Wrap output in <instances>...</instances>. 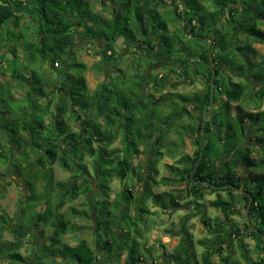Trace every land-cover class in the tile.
I'll return each mask as SVG.
<instances>
[{
  "label": "trees",
  "instance_id": "trees-1",
  "mask_svg": "<svg viewBox=\"0 0 264 264\" xmlns=\"http://www.w3.org/2000/svg\"><path fill=\"white\" fill-rule=\"evenodd\" d=\"M186 1L184 18L182 0L173 6H168L165 0H0V74L11 72L26 91L16 96L0 84V164L6 170L11 150L19 149L21 161L13 164L30 193L27 202L21 199L14 217H9L0 205V264H101L86 238L75 245L63 241L74 225L62 208L80 195L89 198L91 194L88 203L98 215V230L102 229L97 242L103 241L102 248L112 254L111 260L120 261L128 251L125 264H130V260L139 264L146 260L141 255L136 257L135 248L128 249L127 236L133 229V218L149 213L145 201L150 198L160 208L170 209L182 206L187 197L200 200L208 192L217 193L212 204L221 209L225 219L214 228L205 222L216 233L218 245L214 252L227 263L229 258L222 244L232 247L236 239L249 259L245 237L251 236L262 253L258 264H263L264 54L258 60L255 58V44L264 43V0ZM8 21H12L10 28ZM78 26H84L89 37L100 40L96 53L100 59L94 67L107 78L119 59L115 43L124 38L125 44L134 48L141 57L132 61L130 68L134 72L130 79L121 72L115 76L116 82L106 78L92 89L85 76H75L55 66L74 53ZM148 57H152L149 68L156 62L160 64V57L166 60V65L155 66L156 71L151 73L140 60ZM212 61L216 67L213 95L216 132L206 136L204 156L194 174L199 181L194 183L191 172L200 157L203 134L212 129L208 116ZM174 62L180 65L176 64L174 70L178 76L202 75L203 92L191 96L178 93L179 99H173L176 93H165L160 98L150 93L144 97L148 83L157 91L163 86ZM43 63L55 70L59 79L54 80L56 89H49L41 79L39 71ZM69 65L85 67L77 62ZM166 66L170 71L162 72ZM177 68L181 69L180 74ZM229 71L241 74L244 79H231ZM173 86L176 87L175 83ZM165 100L170 112L165 108L161 113L156 102ZM233 103L240 105L234 107ZM190 105L199 110L206 106L207 119L203 123L198 121L197 130L192 124L199 116L188 108ZM240 106H247L248 110L242 113ZM186 115L192 120L191 132L198 133L194 140L197 147L193 154L183 153L177 158V165L167 164L170 175L158 180L157 163L165 154L166 133ZM160 117L163 119L159 120ZM119 135L124 155L112 147ZM178 147L177 142L168 141V155L173 157ZM135 153L146 156L144 172L140 173L132 164ZM55 164L72 172V176L67 181L55 182L52 171ZM5 170L0 171V190ZM131 175L142 183L136 196L137 186ZM114 177L124 186L118 197L109 201ZM181 181H185L184 191L178 187L161 192L153 189L157 184L176 186ZM39 182L46 188L40 192ZM54 183L55 193L50 188ZM233 188L244 191L235 198ZM221 192L228 196L223 198ZM251 199L252 226L246 216ZM237 202L244 204L243 225L233 219V215H241L236 209ZM133 204L134 217L130 213ZM202 214L205 219V210ZM189 217L188 214L182 217L176 234L181 235L179 245H186V254L192 255L195 247ZM45 227L53 228L49 242L39 244L36 254L23 253L22 248L28 242L24 239L35 236L37 228L44 232ZM7 231L14 239L5 238ZM200 242L205 244V239Z\"/></svg>",
  "mask_w": 264,
  "mask_h": 264
},
{
  "label": "rangeland",
  "instance_id": "rangeland-1",
  "mask_svg": "<svg viewBox=\"0 0 264 264\" xmlns=\"http://www.w3.org/2000/svg\"><path fill=\"white\" fill-rule=\"evenodd\" d=\"M165 1L167 2L168 6H173L178 3V0ZM10 27H12V21H8L7 28ZM78 29L81 28L78 27ZM92 39L93 38H90L88 35H86L85 40H83L80 34L78 41L73 46L74 53L68 55L64 61H60L59 65L55 66L63 67L75 76H85L89 87L93 89L97 86L99 82L106 79L107 77L103 74L98 73L94 67V64L99 61L100 56H97L96 54L99 47L98 43L94 42ZM255 47L257 51L255 58L258 60L264 54V43H256ZM116 48L120 52V54L118 55L119 59L117 60L116 65H114L116 66V69L110 71V77L107 78L108 81L113 80V82L117 81V78L115 79V76L117 74H120L121 72H123V74L128 79H130V76L134 72V69L130 68L132 61H137V59L141 57L138 53L134 52V48H132V46L128 47L124 41L118 42ZM20 53L23 54V51ZM160 58L162 59V57ZM161 59L160 64H157L156 62L154 66L151 65L150 68L147 66L148 62H151L152 57L140 60L142 64L147 67V69L149 68V72L152 73L153 71L154 73V71H156V69H153L155 66H159L158 68H160L161 66L166 65V60ZM74 61L77 63H83L85 67L81 68L79 66L74 67L72 65H69ZM174 63V69L171 68V71L168 69L169 66H166L167 69L162 67V72L166 73L167 71H170L168 78L163 81V86L157 91V89L152 88V84L148 83L145 87L146 90L143 92L144 97H147V95L150 93H153L154 96L160 98V95H164L165 93H176L175 95L179 93L182 95L191 96L195 93L203 92V90L205 89V83L202 80V75L195 74L193 77L189 76L187 78L178 76V74H176L174 70L176 68V64L178 65L179 63ZM177 71L179 72V74L181 73L180 68H177ZM228 74L231 79L236 81L244 79L241 74H235L233 71H229ZM39 75L40 77H42L41 79H44L45 83L48 84L49 89H56V83L54 82V80L58 79L56 78L58 76L55 70L48 63H43L42 69L41 71H39ZM120 81H123V78H120ZM174 83L176 87L173 86ZM0 84L3 85L4 89L8 88L9 91L16 96H21L22 94L26 93L25 88H21L19 82H17L12 77L11 72L7 75L0 74ZM172 97L173 99H179L178 95ZM156 104V109L161 111V113L165 110V108V111L170 112V109L168 110V107L170 105L167 106V100L163 102H156ZM233 105L234 107H239L240 104L233 103ZM188 108L197 116H199V118L196 120L197 122L192 124L197 130L198 121H200L199 123H203V121L207 119L206 106H202L200 110L194 107V105H190L188 106ZM240 109L242 110V113H244V111L248 110V107L240 106ZM261 109H264V101L262 103ZM194 110L198 111L199 114L196 113ZM236 111L237 109H234L233 113H235ZM208 116L210 117L209 106ZM151 117L152 115H149V118ZM160 119L163 118L160 117L159 120ZM190 122H192V120L189 119L186 115L184 118L180 119L179 121L177 120L173 125H171L168 132L166 133V136L163 140L165 142V148L163 150L165 154L163 155L162 159H160L157 163L159 174L156 178L158 180H160L161 177L164 175H170V171L166 166L167 164L177 165L176 159L179 158L183 153H194L197 147L194 143V140L197 138L198 133L196 134L191 132L192 130L190 128ZM162 126H164V124ZM205 134L206 133L203 134V137L205 136ZM182 137H184V140L181 145L180 138ZM170 140H173L179 144L178 150L173 157L169 156L168 152L166 151L168 147V141ZM112 147L116 150L120 149V155H124V144L121 141V135H119V138L112 145ZM139 149L143 150L144 146L140 145ZM20 154L21 152L19 149L13 148L10 152V161L8 163V168L5 170V167L0 164V171L5 170L6 172V175L3 177V182L0 190V193L2 194V197L0 198V205L9 217H14L16 215L19 210L21 199L27 202L28 197L30 195L26 186V182L23 180V177L17 173L13 164L18 160L21 161ZM145 162L146 156L143 154L135 153L132 156V164L135 167H138L137 169L139 170V172H144L146 170L143 168ZM52 171L54 174L55 182L67 181L72 176V172L62 169L58 164H55L52 167ZM90 171L91 173H93L92 168H90ZM131 176H133V178L135 179L133 183H136L137 186L134 191V195L136 196L141 191L142 183H139L137 181L135 175ZM129 183H131V179ZM42 186V182H39L38 192L46 189ZM110 186L111 191L108 199L109 201H114L118 197L119 193L122 191L124 185L118 177H114L110 183ZM174 187H178L179 189L184 191V189H186L185 181H181L176 186H165L162 184H157L153 189L156 192H161L165 190H170ZM50 188L54 190V193L57 192L55 183L53 184V187ZM234 192L236 193V198L238 196L237 193L239 192ZM221 195L223 198H226L228 196L226 192H221ZM91 198L92 194L89 198H87L85 195H80L79 198L66 204L62 208V211L64 212L66 218H68L70 223L74 225V229L67 232V234L63 237V241L75 245L81 238H86L89 243L94 246V249L98 254V258L100 259L101 264H125L127 256H121L120 261H113L111 260L112 254L102 248V246H104L103 241H101L100 243L97 242L99 232H102V229L98 230V215L96 213V210L93 209L92 205L88 203L89 201L91 202ZM216 198L217 193L210 192L205 194L202 198H200V200H196L194 199V197H187L186 200L182 202V206L170 209H162L157 206L155 202L152 201V199L148 198L145 202L149 213L144 212L142 214H139L136 220L133 218V220L135 221L134 224H132L131 219H127V222L133 225L131 234H129L130 236H127V240L129 239L128 249L130 250L135 248L136 257H138V255H141L142 258H145L146 261H143L139 264H258L260 262L262 253L256 241L251 236L245 237V241L248 247L247 255L249 259H246V257L243 255L242 248H240L236 239L232 247H228L226 244H222V246L224 247V253L229 258V261L227 263L223 262L220 255L214 252L215 247L218 245V243L216 242V233H214L212 229H209V227L205 225V222L207 224L209 223V225L213 226L214 228L217 222H221L222 220L225 221L224 214L222 213L221 209L212 204V201H214ZM190 201L193 202L190 203ZM134 205L135 204L130 207V213L132 217H134L136 212ZM108 206L109 208L111 207V205ZM43 208L44 205L40 206V209ZM236 209H239L241 215H233V219L235 221L241 222V224L243 225L245 219L242 215V213L244 212L243 202H237ZM204 210L206 213L205 219H203L204 214H202ZM187 214L191 216L189 217L188 227L190 228V231H192V240L195 247L194 254L192 255H190V253L186 254V245L181 244L178 246L180 237H177V241H175L173 237V232L175 233L180 231L182 217ZM104 217L108 218L106 215H104ZM250 220L252 221L251 218ZM124 222L125 221H123V223ZM52 232V227H45L44 232H41V228H37L35 236H31L29 238L24 239L28 242L22 248V252L28 254L30 251H32L36 254L39 249V244L43 245L44 243H48V236L51 235ZM244 232L246 233L245 228ZM5 238L14 239L13 235L9 231L5 232ZM106 238L107 236L104 237V239ZM169 239L170 241H168ZM203 239H205V244H202L200 242ZM134 240H136L137 243H134ZM123 254L127 255L128 253L125 252ZM194 259H196L198 263H195ZM130 262V264H134L132 260H130ZM136 262L138 264L139 261ZM66 264L75 263L67 262Z\"/></svg>",
  "mask_w": 264,
  "mask_h": 264
},
{
  "label": "water",
  "instance_id": "water-1",
  "mask_svg": "<svg viewBox=\"0 0 264 264\" xmlns=\"http://www.w3.org/2000/svg\"><path fill=\"white\" fill-rule=\"evenodd\" d=\"M186 5H187V1L186 0H182V7H183V12H184V15L183 17L185 18L186 17ZM193 35V34H191ZM211 41V40H210ZM209 48H210V44H209ZM211 69H212V76H211V85H210V103H209V114H210V119H211V123H212V129L211 131L207 132L205 134V136L203 137L202 139V147H201V151H200V157L197 161V163L195 164L192 172H191V178L193 180V182H197L199 180H196L194 179V174H195V171L197 169V167L199 166L200 162L202 161L203 159V156H204V142H205V139H206V136L208 134H214L216 132V126L213 122V95H214V85H215V76H216V67H215V64L214 62L212 61L211 62ZM234 191H238V192H243L244 190L243 189H239V188H233ZM251 202H252V199L250 200L248 206H247V209H246V216H247V220H248V223L249 225H252V222L250 220V216H249V209H250V206H251ZM255 230H257L256 228H254ZM263 264H264V259H263Z\"/></svg>",
  "mask_w": 264,
  "mask_h": 264
},
{
  "label": "crops",
  "instance_id": "crops-1",
  "mask_svg": "<svg viewBox=\"0 0 264 264\" xmlns=\"http://www.w3.org/2000/svg\"><path fill=\"white\" fill-rule=\"evenodd\" d=\"M78 27H80L81 29H78ZM77 27V30H76V32H77V41H78V38L80 37V34H81V37H82V39L83 40H85V36L87 35L86 34V32H85V27L84 26H78ZM90 38H93L92 40L94 41V42H97L98 43V45H99V43H100V40L98 39V38H96V37H90ZM76 41V42H77ZM124 41V38H121L120 40H118L116 43H115V46H117V44H118V42H123ZM21 52V51H20ZM75 62V61H74ZM27 75H30V74H27ZM55 82V81H54ZM50 89H53V88H50ZM192 232V231H191ZM176 233H178V232H173V237H174V240L175 241H177V237H180V240H181V235H177ZM176 236V237H175ZM143 239V238H142ZM168 241H170V239L168 240ZM163 242V241H162ZM179 243H180V241H179ZM179 245V244H178ZM178 247V246H177ZM176 247V248H177ZM125 252H127L128 253V251H125ZM124 252V253H125ZM123 256H128V254L127 255H125V254H123ZM142 257V256H141ZM110 262H112V261H110ZM194 262L195 263H198L197 261H196V259H194Z\"/></svg>",
  "mask_w": 264,
  "mask_h": 264
},
{
  "label": "built area",
  "instance_id": "built-area-1",
  "mask_svg": "<svg viewBox=\"0 0 264 264\" xmlns=\"http://www.w3.org/2000/svg\"><path fill=\"white\" fill-rule=\"evenodd\" d=\"M58 64H59L58 62L55 63L56 66H58Z\"/></svg>",
  "mask_w": 264,
  "mask_h": 264
},
{
  "label": "clouds",
  "instance_id": "clouds-1",
  "mask_svg": "<svg viewBox=\"0 0 264 264\" xmlns=\"http://www.w3.org/2000/svg\"><path fill=\"white\" fill-rule=\"evenodd\" d=\"M59 63V62H58Z\"/></svg>",
  "mask_w": 264,
  "mask_h": 264
},
{
  "label": "flooded vegetation",
  "instance_id": "flooded-vegetation-1",
  "mask_svg": "<svg viewBox=\"0 0 264 264\" xmlns=\"http://www.w3.org/2000/svg\"><path fill=\"white\" fill-rule=\"evenodd\" d=\"M252 226V225H251Z\"/></svg>",
  "mask_w": 264,
  "mask_h": 264
}]
</instances>
